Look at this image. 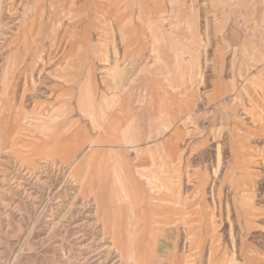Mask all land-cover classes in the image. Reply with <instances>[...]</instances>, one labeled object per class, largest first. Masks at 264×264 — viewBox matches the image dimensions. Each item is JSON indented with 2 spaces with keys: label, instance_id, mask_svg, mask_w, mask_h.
Returning <instances> with one entry per match:
<instances>
[{
  "label": "rangeland",
  "instance_id": "1",
  "mask_svg": "<svg viewBox=\"0 0 264 264\" xmlns=\"http://www.w3.org/2000/svg\"><path fill=\"white\" fill-rule=\"evenodd\" d=\"M0 264H264V0H0Z\"/></svg>",
  "mask_w": 264,
  "mask_h": 264
},
{
  "label": "crops",
  "instance_id": "2",
  "mask_svg": "<svg viewBox=\"0 0 264 264\" xmlns=\"http://www.w3.org/2000/svg\"><path fill=\"white\" fill-rule=\"evenodd\" d=\"M68 160H69V159H68ZM68 160H67V161H68ZM172 202H173V201H172Z\"/></svg>",
  "mask_w": 264,
  "mask_h": 264
}]
</instances>
